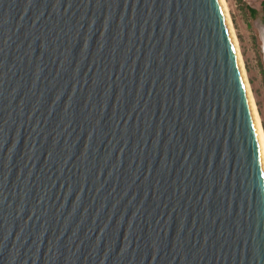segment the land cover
Wrapping results in <instances>:
<instances>
[{
  "label": "water",
  "instance_id": "95a60500",
  "mask_svg": "<svg viewBox=\"0 0 264 264\" xmlns=\"http://www.w3.org/2000/svg\"><path fill=\"white\" fill-rule=\"evenodd\" d=\"M0 264H264L220 0H0Z\"/></svg>",
  "mask_w": 264,
  "mask_h": 264
},
{
  "label": "rangeland",
  "instance_id": "374dc122",
  "mask_svg": "<svg viewBox=\"0 0 264 264\" xmlns=\"http://www.w3.org/2000/svg\"><path fill=\"white\" fill-rule=\"evenodd\" d=\"M236 37L243 70L264 131V13L263 0H224ZM250 9L258 10L253 16Z\"/></svg>",
  "mask_w": 264,
  "mask_h": 264
},
{
  "label": "bare ground",
  "instance_id": "6f19581e",
  "mask_svg": "<svg viewBox=\"0 0 264 264\" xmlns=\"http://www.w3.org/2000/svg\"><path fill=\"white\" fill-rule=\"evenodd\" d=\"M220 3H221V6H222V10H223L224 16H225L226 21H227L229 30H230L232 41H233V44L235 46V49H236V52H237V56H238V60H239V63H240V68H241V71H242V75H243V78H244V81H245V84H246V88H247V91H248V97H249V100H250V103H251V106H252V111H253L254 120H255V124H256L257 135H258V140H259L261 154H262V160H263V166H264V131L262 129L259 117H258V115L256 113V107H255L253 98H252V96L250 94V90H249V87H248L249 85L247 84V81H246V77H245L244 70H243L242 60H241V57H240V54H239V50H238V46H237L236 37L234 35L232 23L230 21L229 15H228V10H227L225 1L224 0H220Z\"/></svg>",
  "mask_w": 264,
  "mask_h": 264
},
{
  "label": "trees",
  "instance_id": "16d2710c",
  "mask_svg": "<svg viewBox=\"0 0 264 264\" xmlns=\"http://www.w3.org/2000/svg\"><path fill=\"white\" fill-rule=\"evenodd\" d=\"M261 9H262V12L264 13V1L261 3ZM251 10V13L253 16H256L258 14V10L256 9H250ZM263 20H264V16H263Z\"/></svg>",
  "mask_w": 264,
  "mask_h": 264
},
{
  "label": "crops",
  "instance_id": "0c3cea01",
  "mask_svg": "<svg viewBox=\"0 0 264 264\" xmlns=\"http://www.w3.org/2000/svg\"><path fill=\"white\" fill-rule=\"evenodd\" d=\"M263 1H264V0H263ZM263 1H262V2H263Z\"/></svg>",
  "mask_w": 264,
  "mask_h": 264
}]
</instances>
